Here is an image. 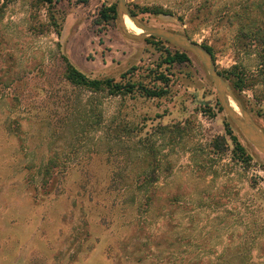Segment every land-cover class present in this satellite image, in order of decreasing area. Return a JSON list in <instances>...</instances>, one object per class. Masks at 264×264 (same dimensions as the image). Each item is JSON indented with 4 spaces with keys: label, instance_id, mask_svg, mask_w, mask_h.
Returning a JSON list of instances; mask_svg holds the SVG:
<instances>
[{
    "label": "rangeland",
    "instance_id": "374dc122",
    "mask_svg": "<svg viewBox=\"0 0 264 264\" xmlns=\"http://www.w3.org/2000/svg\"><path fill=\"white\" fill-rule=\"evenodd\" d=\"M126 3L210 47L264 131V0ZM112 4L0 0V264H264V156L199 60L169 65L179 48L101 22ZM65 59L134 92L71 85Z\"/></svg>",
    "mask_w": 264,
    "mask_h": 264
},
{
    "label": "water",
    "instance_id": "95a60500",
    "mask_svg": "<svg viewBox=\"0 0 264 264\" xmlns=\"http://www.w3.org/2000/svg\"><path fill=\"white\" fill-rule=\"evenodd\" d=\"M117 14L121 23H123V16H127L136 28L142 30L141 35H129L130 37H156L196 57L206 70L227 117L239 130L244 139L257 152L264 156V131L245 111L228 82L217 71L214 60L207 50L190 41L183 34L166 29L149 27L130 12L126 0H118ZM231 102L235 105L236 110L231 107Z\"/></svg>",
    "mask_w": 264,
    "mask_h": 264
},
{
    "label": "trees",
    "instance_id": "16d2710c",
    "mask_svg": "<svg viewBox=\"0 0 264 264\" xmlns=\"http://www.w3.org/2000/svg\"><path fill=\"white\" fill-rule=\"evenodd\" d=\"M37 1L48 4V5H51L53 3V0H37ZM130 12L135 16V14L132 11H130ZM154 14H163V11L155 10ZM99 15H100L101 22H103V23H108L110 20L115 19L117 16L116 5L112 4L108 7L104 6L103 9L100 11ZM201 47L204 48L205 50H207L210 53V55L212 56V58H214L213 52H212L210 47H208L206 45H201ZM188 54L189 53H187L183 50L177 49L174 54L168 53L164 62L169 64V65L182 64V63L189 61ZM65 62H66L65 80L71 85L78 86L81 88L90 89L92 91H99V90L108 89L110 94H115V95L131 94L134 92L133 84L128 83V85L122 86V85H119L117 83H113V81L111 79H107V80H103V81L102 80L89 79L86 75H84L82 72H80L75 66H73L68 60L65 59ZM219 73H220V75H223V73H221V72H219ZM228 78L229 77H226L225 79H228ZM144 94H145L144 96L149 97V98H160V97L164 96V91L147 89L144 91ZM236 149L238 151H240L241 153H243V148L241 147V145H239V143H236ZM142 174H143L142 175L143 177L145 175L149 179V182L152 183V179L154 181L153 173H149L148 175H146L145 171H143ZM115 177H116V175H115ZM126 188H127V186H126ZM128 189L129 188H127V190ZM137 190H139V189H137ZM123 196L124 197L128 196V193L123 194Z\"/></svg>",
    "mask_w": 264,
    "mask_h": 264
},
{
    "label": "bare ground",
    "instance_id": "6f19581e",
    "mask_svg": "<svg viewBox=\"0 0 264 264\" xmlns=\"http://www.w3.org/2000/svg\"><path fill=\"white\" fill-rule=\"evenodd\" d=\"M122 20H123V23H124L125 27H127L126 22H127V20H129L128 17H127V16H123ZM129 21H130V20H129ZM130 22H131V21H130ZM131 23H132V22H131ZM132 24H133V23H132ZM133 25H134V24H133ZM137 31H138V33H134L135 35H141V34H142V30H140V29L137 28ZM230 104H231V107H232L234 110H236L235 105H234L232 102H231Z\"/></svg>",
    "mask_w": 264,
    "mask_h": 264
}]
</instances>
